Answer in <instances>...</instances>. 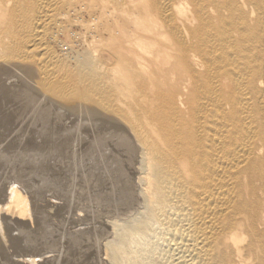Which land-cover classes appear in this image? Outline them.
I'll use <instances>...</instances> for the list:
<instances>
[{"label":"bare ground","instance_id":"bare-ground-1","mask_svg":"<svg viewBox=\"0 0 264 264\" xmlns=\"http://www.w3.org/2000/svg\"><path fill=\"white\" fill-rule=\"evenodd\" d=\"M54 115L117 196L133 149L141 208L109 222V264H264V0H0V264L75 260L14 177Z\"/></svg>","mask_w":264,"mask_h":264},{"label":"rangeland","instance_id":"rangeland-1","mask_svg":"<svg viewBox=\"0 0 264 264\" xmlns=\"http://www.w3.org/2000/svg\"><path fill=\"white\" fill-rule=\"evenodd\" d=\"M49 120L50 122L47 124L48 130H45L46 132L43 131V137H41L37 141L39 145L37 144L35 145V147L37 148V154L40 157L38 158V156H36L37 157L36 158L34 156L36 159L35 162L37 161L38 163L36 162L34 164V162L32 161H25V163L27 164V165L23 164L25 167L23 165H19L18 167L20 169H23L22 170L23 175L14 176V177H16L20 181L22 180L28 181V179L33 182L36 181L35 184L37 183L36 184L37 186L35 189L39 191V194L41 197L39 201L41 204L40 209L41 210L43 209L42 211H44V213L42 212V215L49 214L51 218L50 221L52 223V226L48 227L46 224H44L45 221L42 222V220L39 219L37 228L41 230L40 232L42 231L45 232L48 230L53 232V240H52L53 242L51 245L55 249L61 250L62 246H71L72 244L71 251L74 252L73 254H76V256L73 257L75 258V260L73 259V264L74 263L75 264H93V262L94 264L95 263L101 264V261L103 260L104 262L106 261L105 250H103L104 243H106V241L109 239L111 240L113 236L115 235L114 230L112 229L111 223L109 222L115 221V219L116 220L118 219V221H121V220L123 221L124 219H125L124 221H128L130 220L131 217H133V215H135L134 213L137 214L141 208L139 207V205H136L135 203H133V153H131L133 152V149L132 151L130 149L125 154V157H123L127 162L128 168L126 167L127 171L123 173V179L119 180L118 184L117 182L115 184L117 186H120V185L122 186L124 183L123 186L125 187L129 186L127 187V193L121 194L117 190L116 191L118 192L117 193L118 196H117L115 195V192L113 191V186L111 185L110 179H108L104 173L106 171L105 169L110 165V162L108 161L106 162L107 164H105L102 161L100 157V153L102 151L98 150L99 149L98 147L96 148L97 145H94V144L90 145L89 143H87L88 140H90L89 135L91 132L87 131L88 135H86V133L84 134L81 133L80 135L84 139V140L82 139L83 143L77 144L75 140L76 138L70 136V135L75 134L76 132V129H75L76 126L71 124L72 119H62L63 121H61L58 118H56V116L54 115V116H50ZM45 136L47 137L48 140H46ZM63 145L65 148L63 147ZM59 146L60 148H58ZM66 147L68 150L69 149L70 150L68 151ZM103 148L104 147H102V150ZM47 149L48 150L50 149L49 152L47 151ZM78 149H80V151ZM94 150H95V154H93ZM76 151L77 153L78 152L79 153L77 154ZM83 151H84V155L82 154ZM58 152H62L61 153L62 155ZM81 154L83 155V157ZM96 154H97V158H96ZM47 155L50 156L51 158H48ZM80 156L82 157V159ZM126 157H129V159ZM79 159L81 160V162ZM39 164H41L42 166L41 165L39 166ZM75 164H77V166ZM95 167H97L98 169L100 168V169L98 170ZM83 170L85 173L83 172ZM0 173L2 174V171H0ZM88 173L95 174V178L90 176V178L92 177L94 180L92 178H91L92 180L89 179V177L86 178L87 180L85 179V174H88ZM125 179L126 181H124ZM1 182H5L4 179L1 178L0 183ZM86 184H89V186ZM35 189H32L31 191ZM120 202H122L123 204L125 203V204L124 206H121L122 208H120V210L119 209L117 210L115 205L119 204ZM133 209H134V212H133ZM96 232L97 234L95 235ZM128 236H129L128 234H123V237L126 238V240H124V238L122 237V240H124V243H128V240H131V238L127 239ZM98 237L99 238L101 237L100 240ZM39 239L42 241L43 237H39ZM153 242H155V239ZM88 246L91 248H89ZM123 247L126 248L127 246H123ZM99 248H103V249H99ZM95 252H97L98 254ZM77 258H79L78 261H77ZM107 263L108 261H106L105 264Z\"/></svg>","mask_w":264,"mask_h":264}]
</instances>
